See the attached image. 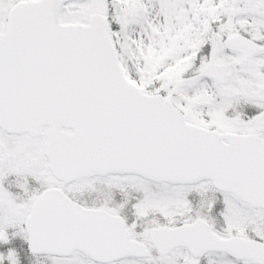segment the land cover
I'll return each mask as SVG.
<instances>
[{"label": "snow or ice", "instance_id": "1", "mask_svg": "<svg viewBox=\"0 0 264 264\" xmlns=\"http://www.w3.org/2000/svg\"><path fill=\"white\" fill-rule=\"evenodd\" d=\"M0 264H264V0H0Z\"/></svg>", "mask_w": 264, "mask_h": 264}]
</instances>
